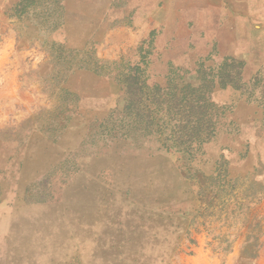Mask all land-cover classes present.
I'll return each mask as SVG.
<instances>
[{"label":"rangeland","instance_id":"1","mask_svg":"<svg viewBox=\"0 0 264 264\" xmlns=\"http://www.w3.org/2000/svg\"><path fill=\"white\" fill-rule=\"evenodd\" d=\"M0 264H264V0H0Z\"/></svg>","mask_w":264,"mask_h":264},{"label":"trees","instance_id":"2","mask_svg":"<svg viewBox=\"0 0 264 264\" xmlns=\"http://www.w3.org/2000/svg\"><path fill=\"white\" fill-rule=\"evenodd\" d=\"M133 84V83H132ZM133 86H137V84H133ZM129 89H133L132 87ZM201 102V101H200ZM197 104H199L198 101H196ZM161 113L153 114L150 113L148 115V118H153V116H159ZM208 117V114H205L203 116L202 120L196 119L195 121L188 122L186 125H182L183 121L179 120L180 125L177 127L179 129L178 137H175L174 146L173 147H168L169 149L171 148H180L184 146L182 149H180V152L183 154H191L193 151H200L201 148H203V143L205 142V137L204 135L206 134L208 129H205V118ZM165 118H167L165 116ZM170 118V117H169ZM164 121V125L167 124V122ZM208 121H210L208 119ZM162 128V127H161ZM146 132L145 130H143ZM161 135L163 137L166 136V132H168V127H164V130L160 131ZM208 136V135H206ZM188 138V141H185V139ZM167 140V139H166ZM179 142H182L178 144ZM216 165H219L220 167H225L226 174L219 175L216 172H213L212 175L205 176L204 173L201 171H198L196 176H195V181L191 184L192 187L196 188V195L199 198L198 202L200 203L199 210L201 211L200 215L203 218L206 219H212L216 217V214L220 211V207H223L227 204L228 199L227 196L230 193H225L226 192V187H230L232 183H234V178L229 174L228 168L231 166L230 161H222L218 164L216 162ZM233 189V188H232ZM249 210V208H248ZM218 220V219H217ZM203 226H206V223H202ZM209 235L212 234V231L207 230L206 231ZM251 237H254L257 239V235L255 236L254 233L250 235ZM259 236V234H258ZM192 244H195V242L191 241ZM209 246L215 248V251H218L214 245L213 242L209 243ZM221 249V248H220Z\"/></svg>","mask_w":264,"mask_h":264}]
</instances>
